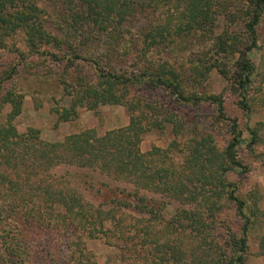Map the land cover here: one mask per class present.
<instances>
[{
    "label": "trees",
    "instance_id": "1",
    "mask_svg": "<svg viewBox=\"0 0 264 264\" xmlns=\"http://www.w3.org/2000/svg\"><path fill=\"white\" fill-rule=\"evenodd\" d=\"M238 1L241 2L239 10L246 15L245 31L225 33L217 47L219 58L224 60L233 55L231 70L220 71L230 80L231 88L239 97L240 108L250 113L252 102L249 95L254 89L255 72L259 73L251 52L259 46L258 26L264 16V0ZM227 4L219 0H0V49L7 48L11 37L21 34L25 48L32 53L25 56V63L31 55L41 52L62 66L57 70L59 85L71 96V101L68 107L54 109L61 120H71L79 109L96 111L104 104L126 105L129 113L126 126L103 135L94 128H87L61 141H45L38 129L22 130L14 123L22 112L24 94L14 90L5 92L4 89L5 82L18 74L19 64L0 71V167L5 166L0 171V251H3L0 264H51V261L53 264H68L78 258L97 264L91 259L92 253L83 250L87 240L103 238L109 245L119 248H122L123 240L131 243L132 235L125 233L122 219H117V211L112 207L101 210L84 202L74 182L62 181L60 185L44 180L38 184L33 182L30 168L50 170L63 165L78 169L100 168L116 178L132 182L135 188L159 191L181 201H196L195 210L185 208L172 217L167 227L174 228V231L169 230L168 240L171 241L177 229L194 232L203 241L199 244L200 259L206 251L204 246L211 243V225H218L217 216L224 204L233 202L244 218V225L241 231L228 233L227 240L234 249L229 263L246 264L248 234L252 225L247 214L249 205L238 195L239 186L229 180L228 173L249 172L248 162L242 159L239 151L243 144L252 155L264 160V150L257 151L260 145H264V122L254 127L248 125L249 135L245 136L238 121L234 120L230 126L233 137L224 149L213 144L210 137L195 140L190 159L194 174L185 175L172 167L164 149L157 147L142 151V136L149 127L145 122L150 121V117L141 107L142 100L132 99L130 94L136 87L168 88L177 102L194 105L210 102L216 106L219 116L227 119L220 95L205 90L203 83L196 84L190 91L185 89L190 72L185 74L180 68L167 67V60L158 63L156 59H143L156 45L173 42V36L181 38L208 30L203 26L206 27L218 8L226 10ZM46 16L66 35V39L61 40L46 29ZM91 41L105 48L104 64L100 63L101 58L98 60L88 54ZM63 43L68 51L60 55L52 50L65 49ZM123 43L132 51L136 49L135 45L144 44L140 51L146 49V52L140 57L139 53L132 52L135 68L123 66L124 54L127 55L126 51L121 53L119 50ZM116 52H120L118 60L113 57ZM86 57L100 64L90 77L79 66ZM34 65L35 62L30 63L29 67ZM204 67L206 69L198 71V75L210 69L207 63ZM7 106L10 109L5 112ZM11 166L24 169L17 175L22 180L23 173L26 174L24 182L6 175V168ZM144 205L148 213L154 212L152 205L146 202ZM11 210L15 213L22 210L21 216L28 221L35 219L48 227L40 232L26 231L20 228V218L11 216ZM172 223L176 228L171 226ZM106 224H114V228H106ZM167 227L164 226L163 230ZM262 248L264 251V237ZM171 249L174 257L182 250L175 246ZM132 251L129 264H136L137 253L135 249ZM210 259L211 263L204 258L201 261L228 264L221 262L223 259L219 257Z\"/></svg>",
    "mask_w": 264,
    "mask_h": 264
},
{
    "label": "rangeland",
    "instance_id": "2",
    "mask_svg": "<svg viewBox=\"0 0 264 264\" xmlns=\"http://www.w3.org/2000/svg\"><path fill=\"white\" fill-rule=\"evenodd\" d=\"M219 2L229 5L227 4L226 10L222 7L216 10V15L206 27L203 26L208 30L181 38L173 36V42L156 45L154 50L145 54L143 59L148 61L156 59L155 61L158 63H166L165 60H167L169 63L167 67L180 68L185 74L190 72L186 77L189 81L188 87L185 89L190 91L196 84L200 86L203 83L205 90L220 95L224 101L227 119L221 118L216 106L210 102L198 105L177 102L168 88L160 87L151 90L136 87L130 91V94L133 95L132 99L137 97V100H142L141 107L148 112L150 117V121L145 122L149 127L142 136L140 145L142 151L157 147L164 149L169 155L172 167L185 175L194 174L193 168L191 167L192 170L190 168V159L195 140L201 139V137H210L213 144L224 149L233 137L230 126L234 120L238 121L245 136L249 135L248 125L254 127L264 122V16L258 26L259 46L251 52V58L259 68V73L255 72L254 89L249 95L251 96L252 111L246 113L238 104L239 97L231 88L230 80L220 71L222 69L228 72L231 70L233 55L232 58L227 57L223 60L219 58L217 47V42L225 33L235 34L245 31L246 15L242 10H239L241 2L238 0H232V3L231 0H219ZM45 18L47 20L46 29L52 35H57L61 40L67 38L51 19L47 16ZM8 41L7 48L0 49V71L19 64L18 74L14 75L12 80L5 82L4 90L5 92L19 91L24 94L22 112L14 120L20 129L25 130L29 127L38 129L43 140L56 142L87 128H94L98 134L103 135L109 130L124 127L129 123V113L126 105L122 104H104L99 106L96 111L79 109L71 120H61L54 109L68 107L71 101V96L66 94L59 85L57 70H61L62 66L53 57L41 52L31 55L25 63L24 58L30 52L25 48L23 36L19 34L11 37ZM124 45L125 43L119 49L121 53L127 52V55L124 54L123 66L127 69L135 68L132 52L139 53L140 57V54L146 52V49L140 51L144 44L135 45L136 49L133 51L126 49L127 47ZM62 46L65 49L52 50L61 55L65 50L68 51L65 43ZM89 48L88 54L91 53L93 58L98 60L101 58L100 63L104 64L102 60L105 58V48L99 47L96 42L92 41L89 43ZM120 52L115 53L114 60H118ZM34 62L35 65L30 68L29 64ZM205 63L209 65L210 69L200 76L198 71L206 69ZM39 64L42 66L40 69L38 68ZM79 66L84 68L83 73L90 77L93 76L96 67L100 64H95L92 59L86 57L80 61ZM0 75H2L1 72ZM9 109L10 107L7 106L4 111L7 112ZM263 150L264 145L257 148L258 152ZM239 151L242 159L248 162L250 170L248 173L231 171L228 173V178L239 186L238 195L246 199L249 205L247 214L251 218L252 225L248 234L246 264H264V251L262 250L264 160L252 155L246 144H243ZM3 168L5 166H1L0 171ZM15 168L17 167L6 168V175L20 180L17 175L24 169ZM30 170L34 183L38 184L44 180L60 185L62 181L70 180L75 183V188L82 195L84 202L93 204L101 210H108L112 207L117 211V219H122L125 233L128 236L132 235L131 243L123 240L122 248H119L109 245L103 238L87 240L83 250L91 252V259L96 260L97 264H129L131 253H133L132 249H135L134 252L137 253L136 264H206L201 259L204 258L211 263L212 256L223 259L221 262L231 264L229 261L234 255V249L227 240L228 233L230 231L237 233L244 225V218L238 213L233 202L224 204L223 210L217 216L218 225H211V234L209 235L211 243L204 246L206 251L200 259L199 244H202L203 241L194 232L186 233L177 229L173 233L172 241L168 240L169 230L174 231L173 227L168 228L172 217L180 214L185 208L195 210L197 208L196 201H181L159 191L143 187L135 188L132 182L116 178L114 174L100 168L78 169L74 166L63 165L50 170L32 168ZM25 178L26 174L23 173L20 181L24 182ZM65 185L69 186V184ZM145 202L153 206L154 212L148 213L145 209ZM20 211H17L18 213H15L14 210L10 211L11 216L16 219L18 216L22 221L20 228L23 227L26 231L34 229V231L40 232L48 227L41 221L36 222L35 219L28 221L25 216H21ZM172 225L176 228L174 223ZM164 226L168 227L163 230ZM111 227L114 228V224H106V228ZM172 246L182 249L175 254V257L171 249ZM1 252L3 251L1 250ZM83 260L84 258L74 259L73 263L68 264H90L92 262Z\"/></svg>",
    "mask_w": 264,
    "mask_h": 264
}]
</instances>
